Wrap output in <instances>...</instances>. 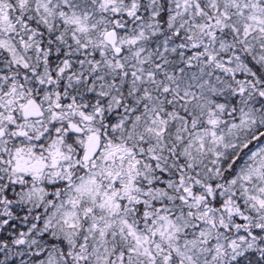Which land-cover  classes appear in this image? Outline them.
I'll return each instance as SVG.
<instances>
[{
    "label": "snow or ice",
    "instance_id": "snow-or-ice-1",
    "mask_svg": "<svg viewBox=\"0 0 264 264\" xmlns=\"http://www.w3.org/2000/svg\"><path fill=\"white\" fill-rule=\"evenodd\" d=\"M0 264H264V0H0Z\"/></svg>",
    "mask_w": 264,
    "mask_h": 264
}]
</instances>
